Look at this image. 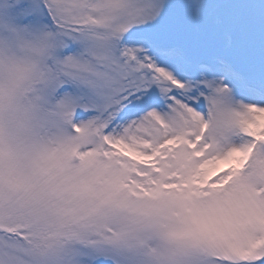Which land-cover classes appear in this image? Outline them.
<instances>
[{"label": "snow or ice", "instance_id": "snow-or-ice-1", "mask_svg": "<svg viewBox=\"0 0 264 264\" xmlns=\"http://www.w3.org/2000/svg\"><path fill=\"white\" fill-rule=\"evenodd\" d=\"M0 264H264V0H0Z\"/></svg>", "mask_w": 264, "mask_h": 264}]
</instances>
